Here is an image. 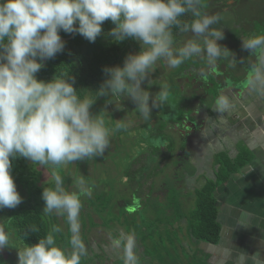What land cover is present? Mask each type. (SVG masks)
Segmentation results:
<instances>
[{
    "label": "clouds",
    "instance_id": "9594fccd",
    "mask_svg": "<svg viewBox=\"0 0 264 264\" xmlns=\"http://www.w3.org/2000/svg\"><path fill=\"white\" fill-rule=\"evenodd\" d=\"M203 7V0H0V209L15 208L23 200L11 174L13 159L55 169L104 156L112 134L126 125L118 122L108 127L103 118L92 114L98 97L130 98L137 113L149 121L168 97L167 83L155 94L142 87L158 61L178 68L194 57L203 58L210 67L227 59L232 52L219 43L224 31L213 27L220 17ZM188 15L191 20L182 19ZM106 21L114 25L107 33L114 42L132 39L141 50L129 53L123 66L103 69L107 78L94 92L95 99L93 92L81 98L69 73L61 72L48 81L37 79L44 61L65 49L61 31L94 43ZM176 34H190V38L177 47ZM241 37L243 51L258 53L248 87L264 97V35ZM231 61L238 62L234 55ZM230 107V100L221 95L215 111L223 114ZM51 180L54 186L42 192L43 212L66 217L70 251L57 245V234L63 229L54 226L37 243L18 251V264H81L88 254L80 231L81 196H91L92 187L80 178L77 192H70L56 171ZM29 230L35 233L38 228L33 225ZM9 240V234L0 229V249L8 247ZM114 245L121 250L123 264H140L135 233L122 235ZM247 257L243 254L240 259ZM253 257L256 264H264L260 257Z\"/></svg>",
    "mask_w": 264,
    "mask_h": 264
},
{
    "label": "rangeland",
    "instance_id": "374dc122",
    "mask_svg": "<svg viewBox=\"0 0 264 264\" xmlns=\"http://www.w3.org/2000/svg\"><path fill=\"white\" fill-rule=\"evenodd\" d=\"M226 1L227 0H223L216 7H213L214 4H211L208 7L206 6L207 0H203V11L208 7L206 9L208 10V14H216L220 17L219 22L213 25V27L223 29L225 38L222 41H219V43L232 52L229 53V57L226 59L231 61L232 55L235 56L236 60L249 55V53L246 54L245 51L242 50V43H238V35L246 34L247 36L248 33L252 34L251 31L253 32L256 29L251 30V26L260 30L262 24H264V14L260 12L264 11V0H242L237 7L234 6L235 9L233 8V11L231 7L227 8L228 11H223L227 10L222 8L226 6L228 7V4H235V1L233 0H230L228 4ZM248 21L250 24L246 23ZM187 38H190V34L185 35L183 38L184 41ZM175 41L177 47L182 46L184 42L183 40L180 41L178 36H175ZM129 43L130 47L123 50L121 53V58L123 60L129 53L135 54L141 50L139 42L130 39ZM197 63L204 64L205 60L203 58L194 57L191 60L185 61L178 68H169L163 60H160L154 66V71L150 74L148 80L142 84V87L155 94L160 90L159 87L162 84L167 83L169 89L166 105L170 104L177 108V102L179 100L177 95L179 83L176 79L183 71L189 67L197 65ZM215 87V85H212L210 91ZM166 105L161 109H154L152 112V118L149 121H144L135 110L136 106L130 98L125 97L122 99L121 97L110 98L105 96L97 98L95 104L90 109L91 113L94 115L98 114L103 118L105 125L108 127H113L119 122L124 123L126 129L113 133L110 138V147L104 153L103 157H97L96 159L74 161L73 163H68L53 169L52 166L42 167L32 165L29 160L22 158L23 163L21 167L17 168L12 176L17 186V191L20 192L22 190V192L26 194L20 193L23 200L15 208L23 206L28 202H33L38 204L43 210L44 201L42 199V192L44 188L54 186V183L51 180V174L53 171L58 172L63 177L65 182L64 186L66 190L70 192H75V190L77 192L76 182L80 178H84L88 184L92 185L93 192L98 194V191L101 190L100 195L94 198L95 200L91 199L90 196H84L86 205L91 206L93 212L98 213H100L98 209L99 206L109 205L108 210L105 211L106 214L100 215L102 216V223H100V226H102L109 235L114 236V240L121 238L118 236V233H115L113 230L115 220L118 219H120L124 229H129L130 231L138 233L140 241L144 239L145 234L151 236L150 242H143L145 251L140 257V260H142L141 264H209L212 260L211 264H214L216 258L218 261H216V264H224V262L220 260L222 259L221 257H226L225 259L227 261L233 254V248L229 247L223 249L219 246H212L210 243H205L208 247L205 246L206 251H201L195 247L194 241L187 233H181V231H185L187 225H184L186 224V221H184V224H181L179 221L184 217L189 219L195 206V200L187 201L186 208H184L182 212L179 210L178 206L180 203H174L172 200L176 195V188L171 173H167V171L162 172V170H164L162 167L157 171L158 174L162 172L161 182L167 184L170 193L162 203H159V207L156 206L155 211L152 207L155 203L153 197L150 196L147 198L145 193L144 201L138 199L140 194H138L137 189L129 188L126 183L129 175L127 170L134 162V157H136L140 151L141 153L143 152V148H148L149 150V145L151 143H156L157 145L162 146L167 145L171 150L175 148V131L167 128L164 116L166 119L175 118L177 110L173 109V116H171L165 112ZM120 109L123 112V116H121ZM121 134L123 135L122 137L120 136ZM141 145H143V147H140ZM152 154V152L147 153V157L144 159L147 162L143 160L144 163H147L145 166H148V164L152 165L151 170L149 171L150 173L154 172V169L158 166L156 158ZM137 157L139 160L142 159V157ZM13 160L16 164V160ZM173 163L175 164V161H173ZM95 168L97 171L94 173ZM142 168V171L147 170L146 167ZM85 172L87 173L85 174ZM18 183H20V185ZM21 186L25 187V189ZM133 193H136L134 194V205L138 207V203H142V206H140L139 209L137 207H135V209L130 208V213H125L121 208H118L119 213H117L118 210L117 212L110 210L113 203L115 204L118 200L124 199L125 201L129 200L130 202ZM110 198L112 202L108 203ZM168 207L171 208L170 212L169 210L167 211ZM12 209L13 208L0 209V229L6 231L10 236L8 247L0 249V264H18V251L23 250L25 247V245L18 239L14 229L11 227L14 222L12 216L14 215L15 210L14 209L10 213L9 211ZM137 210L138 212H136ZM45 215L52 228L54 226H60L63 229L60 234H57V245L63 247L66 251H70V245L68 244L70 233L68 232L66 217L56 214ZM97 220L98 222L101 221L98 217ZM177 222L180 225H176L175 223ZM80 224L81 235L84 239L91 227L98 226L90 214H85L83 212L80 213ZM207 249H210L212 254L213 252H216L217 257L210 258L211 252ZM97 256L99 255H91L90 260ZM88 260L87 255L82 258L81 264H86ZM116 264H123V260L117 258Z\"/></svg>",
    "mask_w": 264,
    "mask_h": 264
},
{
    "label": "flooded vegetation",
    "instance_id": "af4514ba",
    "mask_svg": "<svg viewBox=\"0 0 264 264\" xmlns=\"http://www.w3.org/2000/svg\"><path fill=\"white\" fill-rule=\"evenodd\" d=\"M222 1L223 0H207L206 6L209 7V5L214 4L213 7H216ZM229 1L230 0L226 1L227 4ZM233 1H235V4L232 5L228 4V7L226 6L223 7L222 9H227L231 7L233 11L234 6L237 7L242 0H233ZM207 8L204 9L205 12L208 11L206 10ZM223 11H228V9ZM260 12L264 14V11H260ZM246 23H249V21ZM254 29L256 30L253 32L251 31L252 34L248 33L247 36L253 34L264 35V24H262L260 30L257 28H253L251 26V30ZM185 35L186 34H179L177 36L180 38V41L182 40L184 41L183 38L185 37ZM241 36H246V34L238 35V43H242ZM245 53L246 54L249 53V55L247 57L246 56L243 58L241 57V59H238L237 60L238 62L236 63H233L232 61L223 58L218 60V62L211 67L208 66L206 62L204 64L197 63V65L187 68L177 77L176 80L179 83V87H178L179 89L177 91L178 94L176 92L179 98L177 102L178 103L177 108L173 107L170 104L166 105L165 108V112L170 114L171 116H173L172 114L173 109L177 110V113L175 118L172 119L167 118L168 120L164 116L165 125L167 126V128L171 129L172 131H175V148L171 150L167 145L162 146V145H157L156 143H151L149 145L150 146L149 150L148 148L147 149L143 148L142 150L143 152L141 153L140 151V153L137 155L139 157H142V159L139 160L137 156L134 157V162L131 165V167L135 168V172L137 174L135 176L128 175V180L126 182L129 188L137 189L138 194H140L138 199L144 201L143 199L145 193L147 198H149L150 196L153 197V200L156 203V204L154 203V206L152 205L154 211L156 209V206L159 207V203H162L163 200L170 193L167 184L161 182V177H162L161 173L164 171H167V173H171L174 179L176 195L172 198L173 202L180 203L178 207L181 211H183V209L186 208L185 207L186 202L190 200V195L186 194V191L189 188L190 180L192 179V176L198 170V168L195 169L194 165L202 164V160L208 159L209 157L210 149H206L207 148L206 145H203L201 148H199L197 152H195L203 141V137H204L203 135H206V132L208 131L207 124L205 122L206 113L208 112V110L215 111L214 105H216V101L223 93H226L228 90L231 89H235V90L237 89L236 88L237 86H232L228 82L238 83L240 80H245L247 75L251 72L252 66H254L257 63L258 53H250L247 51H245ZM226 80L228 81L227 83L225 82ZM223 82L224 84L220 85ZM212 85H215L216 87L212 91H210ZM244 89L247 92L249 90V87L245 86V88H243V91H245ZM262 110H264V107L262 108ZM120 112H121V116H123V112L121 109ZM121 120L124 121L123 119ZM120 136L122 137L123 135L121 134ZM140 147H143V145H141ZM200 149H203L201 155H200ZM151 152L153 153L152 155L155 156L156 163L158 166L156 169H154V172L150 173L149 171L151 170L152 165L148 164V166H145L147 163H144L145 161L144 159L147 157V153H151ZM173 161H175V164L173 163ZM142 167L144 168L146 167L151 175L142 174L145 171V170L142 171L143 169ZM161 167L164 168V170H162V172L158 174L157 171L158 169L160 170ZM129 169L127 170V173H129ZM96 171L97 170L95 168L94 173ZM205 171L207 172L206 169ZM86 173L87 172H85V174ZM68 187H69V183H68ZM100 191H98V194H96L92 190V196H90V198L95 200L94 198L100 195L101 193ZM134 194L136 193H133L131 195L130 202L129 200L125 201L124 199L118 200L115 204L113 203V206L111 207L110 210H113L114 212H117L118 210L117 213H119L118 208H121L122 210L125 211V213H130L129 211L130 208L135 209V207H137L134 205L135 202ZM81 200L83 205L81 212L85 214H90L94 222L98 224L97 227L90 228V230L87 232L85 239L81 235L88 250L87 255L89 260L86 264H116L117 258L122 259L121 250L114 245V241H115L114 236L109 235V233L105 231L102 226H100V223H102V218H101L102 216L100 215L106 214L105 211L108 210L109 205L99 206L98 209L100 213H98V212H93L92 207L86 205L84 196H81ZM110 202H112L111 198L109 199L108 203ZM140 206H142V203H138L137 208L139 209ZM168 210L170 212L171 208L168 207L167 211ZM136 212H138V210ZM97 217L101 220L100 222H98ZM180 223L184 224V221ZM175 224L177 225L179 223L177 222ZM113 230L115 231V233H118V236L120 237L122 235L135 233L134 231H130L129 229L127 230L124 229L120 222V219L115 220V223L113 225ZM135 235L137 237L138 254L140 258L145 251V246L143 245V242H150L151 236L145 234L144 239L140 241L138 233H135ZM93 254H98L99 256H97L96 258L94 257L90 260V256ZM141 262L142 260H140V264Z\"/></svg>",
    "mask_w": 264,
    "mask_h": 264
},
{
    "label": "crops",
    "instance_id": "0c3cea01",
    "mask_svg": "<svg viewBox=\"0 0 264 264\" xmlns=\"http://www.w3.org/2000/svg\"><path fill=\"white\" fill-rule=\"evenodd\" d=\"M233 84L237 86L236 90L222 94L230 100V109L223 114L213 110L206 113L208 131L195 152L206 145V149H210L209 157L202 160V164L194 165L198 170L192 176L186 194L190 195L191 201L195 200L196 190L207 180L216 178L220 153L231 159L244 149L250 153L252 158L215 190L222 232L219 243L210 245L234 249L227 261L226 257H221L224 264H256L253 255L264 260V98L250 89L247 92L241 90L236 82ZM202 152L200 149V155ZM186 231L187 228L181 233ZM193 241L198 250L206 251L208 246L205 243L209 242ZM208 251L211 252L210 249ZM243 254L248 257L242 262ZM216 257L217 253L211 252L210 258ZM216 261L217 258L214 264Z\"/></svg>",
    "mask_w": 264,
    "mask_h": 264
},
{
    "label": "trees",
    "instance_id": "16d2710c",
    "mask_svg": "<svg viewBox=\"0 0 264 264\" xmlns=\"http://www.w3.org/2000/svg\"><path fill=\"white\" fill-rule=\"evenodd\" d=\"M182 19L191 20L192 17L188 15ZM112 27L114 25L110 21L104 22L102 34L97 37L94 43H90L78 34L69 39H63L66 42L64 51L57 54L54 59L46 61L44 67L36 74L37 79L48 81L61 72L69 73L75 79L74 86L78 91V95L83 98L89 92H93L91 97L95 99L96 94L94 92L100 88L107 78L103 69L117 65L123 66L124 60L121 58V53L130 47V39L117 43L113 41L112 37L107 35ZM60 35L69 37L72 34H66L61 31ZM251 158V154L247 153L245 149L235 159H231L224 153H220L217 156V162L220 166L216 173V178L207 180L202 187L196 190L195 206L191 216L189 219L184 217L179 221H186L187 234L191 239L212 244H216L219 241L222 227L218 221L215 190L219 184L227 180ZM15 160L16 164L12 174L23 163L22 158ZM129 168V175L135 176L137 174L135 168L131 166ZM142 174L150 173L147 169ZM18 184L20 185V183ZM21 187L25 189V187ZM19 193L26 194L22 190ZM13 210L12 219L14 222L11 227L25 246L37 243L40 238H44L51 231L50 222L38 204L28 202L23 206L13 208L9 212L11 213ZM33 225L38 228L35 233L29 230V227Z\"/></svg>",
    "mask_w": 264,
    "mask_h": 264
},
{
    "label": "water",
    "instance_id": "95a60500",
    "mask_svg": "<svg viewBox=\"0 0 264 264\" xmlns=\"http://www.w3.org/2000/svg\"><path fill=\"white\" fill-rule=\"evenodd\" d=\"M75 34H72L71 36H69V37H63V36H61V38L62 39H69V38H71V37H73ZM45 63H46V61H44V65H45ZM250 74V73H249ZM249 74L247 75V77L245 78V80H240L238 83H237V85H238V87L239 88H241V90L243 89V88H245V86H248V83H247V79H248V76H249ZM226 83L228 82L227 80L225 81ZM230 85H234L233 83H230V82H228ZM222 84H224V82L223 83H221L220 85H222ZM14 161H13V167H12V169H11V172H12V170L14 169Z\"/></svg>",
    "mask_w": 264,
    "mask_h": 264
}]
</instances>
